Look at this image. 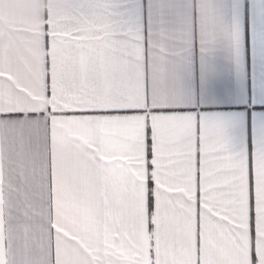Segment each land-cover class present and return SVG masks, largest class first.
Listing matches in <instances>:
<instances>
[{
    "label": "snow or ice",
    "instance_id": "1",
    "mask_svg": "<svg viewBox=\"0 0 264 264\" xmlns=\"http://www.w3.org/2000/svg\"><path fill=\"white\" fill-rule=\"evenodd\" d=\"M45 17L0 90V264H264V0Z\"/></svg>",
    "mask_w": 264,
    "mask_h": 264
},
{
    "label": "crops",
    "instance_id": "2",
    "mask_svg": "<svg viewBox=\"0 0 264 264\" xmlns=\"http://www.w3.org/2000/svg\"><path fill=\"white\" fill-rule=\"evenodd\" d=\"M124 0H0V54L13 68L27 65L39 72L43 59L42 25L45 17L60 25H71L79 16L99 17L122 12ZM193 14L211 26V11L203 0H192ZM27 80L17 82L0 74L5 100L15 97Z\"/></svg>",
    "mask_w": 264,
    "mask_h": 264
}]
</instances>
